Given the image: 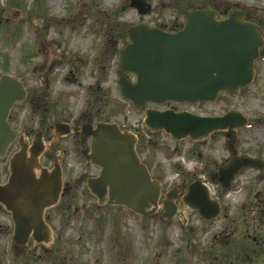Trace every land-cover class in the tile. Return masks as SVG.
I'll return each instance as SVG.
<instances>
[{
  "label": "rangeland",
  "instance_id": "374dc122",
  "mask_svg": "<svg viewBox=\"0 0 264 264\" xmlns=\"http://www.w3.org/2000/svg\"><path fill=\"white\" fill-rule=\"evenodd\" d=\"M144 1L152 10L142 17L130 7L131 0H0V76L18 77L28 91L27 100L11 110L10 125L31 142L39 131L50 136L61 123L118 124L142 136L138 154L163 192L183 177L189 184L208 182L231 151L264 160V49L249 88L195 107L204 116L238 111L248 126L231 137L217 133L201 143L174 144L170 136L148 133L145 114L120 95L117 69L129 26L172 28L184 23L191 7L205 3L220 8V18L240 8L264 29V0ZM80 141L74 134L52 141V152L66 151L69 164L67 216L61 219L59 211H52L47 222L54 236L61 234L56 258L15 246L10 215L0 206V264H264L263 171L244 172L229 193L219 191L224 210L213 222H203L182 206L180 216L165 222L160 214L142 218L120 207H99L86 187L97 172L86 169ZM16 150L11 147L0 160V183L6 182ZM224 231L230 245L236 244L234 254L230 246L211 244Z\"/></svg>",
  "mask_w": 264,
  "mask_h": 264
},
{
  "label": "water",
  "instance_id": "95a60500",
  "mask_svg": "<svg viewBox=\"0 0 264 264\" xmlns=\"http://www.w3.org/2000/svg\"><path fill=\"white\" fill-rule=\"evenodd\" d=\"M130 6L141 16L151 12L144 0H132ZM245 11L231 9L225 20L211 6L192 8L182 30L165 32L146 24L127 28L129 43L119 53L118 88L124 100L136 111L148 104L166 102L213 103L221 92L232 93L248 88L255 76V62L264 47L263 28L245 21ZM133 75L135 81L128 76ZM23 83L16 77L0 78V158L6 157L17 141L19 151L10 160L9 182L0 186V204L12 214L14 243L26 245L32 236L36 243L51 241V230L45 224L46 208L57 203L61 191V169L51 173L42 169L40 158L54 136L71 134L68 124H57L48 139L38 132L32 145L8 122L16 103L26 99ZM145 125L153 132L163 131L174 140L190 138L203 141L219 131L234 133L246 126L247 119L237 111L221 117H199L193 114L146 110ZM84 139H91L90 149L83 151L87 166L100 168V174L87 182L98 204L120 206L141 217L163 212L172 220L177 214L176 201L198 212L205 220L218 217L220 206L211 200L204 184L196 181L187 188L174 189L162 197L161 182L151 177L137 155V138L122 131L117 124L100 122L80 129ZM264 162L250 157H234L212 176V181L229 188L242 170H262ZM40 177L37 178V173Z\"/></svg>",
  "mask_w": 264,
  "mask_h": 264
},
{
  "label": "flooded vegetation",
  "instance_id": "af4514ba",
  "mask_svg": "<svg viewBox=\"0 0 264 264\" xmlns=\"http://www.w3.org/2000/svg\"><path fill=\"white\" fill-rule=\"evenodd\" d=\"M176 28L177 27L175 26L174 28H172L170 30H174ZM126 41H128V38H127ZM126 43L127 42H125V43L123 42L124 45ZM184 106L186 107V105H180V104H176V103H167L162 108H158L157 110H171V111H174V112H180V111L187 110L186 108L181 109ZM150 108L155 109L156 106L153 105V106H150ZM76 128H81V125H76V126H73L72 127L73 130H75ZM73 134L78 138V140L80 139L81 140L80 142H82L83 146H85L83 148V150H88L89 149V145H90V140L89 139L88 140L87 139H83L82 134H81V131H75V132H73ZM51 135H53V133ZM226 135H227V137H231L228 134H226ZM46 137H49V136L46 135ZM52 146H53V144L51 143L49 145L48 150H46V152L42 156V158L40 160V164H41L40 166L44 170H46L47 172L51 173V171L53 170L54 166L55 165H58L60 167V169H61V177H60V179H61L62 187H61V192H60L58 204L54 208H47L45 210V213H44V221L46 223L47 222H51V212L52 211H59L60 212L61 219H62L65 215L67 216L66 211L69 210V168H68V165L69 164L66 162L67 161V158H66L67 152L64 151L61 155L55 154V153L52 152L53 151V147ZM16 147L18 149L17 144H16ZM83 150L80 151V155H81V153H82ZM231 152H230V157L227 159L228 161L232 157L237 156V155H235L233 153V151H231ZM227 160L224 163H222L220 166H216L215 171H214V174L217 173L218 169L221 166H223V164H225V163L228 162ZM90 168L95 169L96 172H97L96 175H98L99 169L97 167H90ZM87 169H89V168H87ZM262 169H263L262 171H263V174H264V167ZM262 171H260V172H262ZM245 172H247V171H245ZM253 172L260 173L259 171H253ZM203 173H205V172H203ZM242 173H244V172H242ZM40 174L41 173L38 172L37 178L40 177ZM192 177L194 179H196L197 178V174L192 175ZM210 177H211V175H210ZM9 178H10V171L8 169L6 182H4L2 184L3 185H6L9 182ZM183 178L180 180V182H179V184L177 186H174V188L185 189V192H186V189L189 186V182H187L186 179L183 180ZM218 189L221 192H224L225 191V190L223 191V189L220 188V187H218ZM177 206H178V209H179L180 206H182L183 209H186L184 207L183 201L181 199L177 201ZM222 209L224 210V208H222ZM5 213L7 215H10V219H11V222L13 224L11 214L9 212H7L6 210H5ZM177 216H180V212H179V214ZM225 220H227V219H225ZM211 222H213V221L206 222V223H211ZM224 233H227V232L224 231V232H221V233H218V234L214 235L212 237V243L211 244H215L216 246H219L222 249L223 248H227V247L230 246V253L234 254L235 253V250H236V247H235L236 244L235 245H233V244L230 245L229 237L228 236H225ZM60 238H61V234H58V233L55 234V236L53 237L52 243H50L48 245L47 244H44V243L37 244V243H35L33 241L32 238H29L28 243L25 246L21 247V249L24 250V251H28L30 249V247H31V248H33V251L34 252H38V253L39 252H41V253L43 252L45 255L51 256L53 258H56L57 254H58V241H59ZM12 239H13V236H12ZM256 246L259 247V242H256ZM242 248H244V247H242ZM212 249H214V248L212 247ZM210 251H212V250H210ZM217 251H219V250H217ZM224 253L227 254L229 252L227 251V252H224ZM246 253L249 254V252L247 250H246ZM251 256H253V255H251Z\"/></svg>",
  "mask_w": 264,
  "mask_h": 264
},
{
  "label": "trees",
  "instance_id": "16d2710c",
  "mask_svg": "<svg viewBox=\"0 0 264 264\" xmlns=\"http://www.w3.org/2000/svg\"><path fill=\"white\" fill-rule=\"evenodd\" d=\"M203 6H206V4L204 3ZM217 8H218V7H217ZM218 9H220V8H218ZM253 22H255V21H253Z\"/></svg>",
  "mask_w": 264,
  "mask_h": 264
}]
</instances>
